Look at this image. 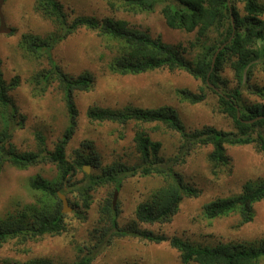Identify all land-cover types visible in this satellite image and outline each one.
<instances>
[{
  "label": "rangeland",
  "instance_id": "374dc122",
  "mask_svg": "<svg viewBox=\"0 0 264 264\" xmlns=\"http://www.w3.org/2000/svg\"><path fill=\"white\" fill-rule=\"evenodd\" d=\"M59 1L69 22L79 16L97 20L108 17L125 19L130 26L147 32L152 38L185 47L187 53L184 56L189 60H194L201 50V44L206 43L203 37L190 50V43L198 38L197 30L186 32L170 28L161 13V5L151 12L130 13L113 10L109 0ZM258 1L264 4V0ZM237 4L244 14V3ZM36 7L37 0H4L2 6L6 23L12 31L0 34V66L7 82L19 79V85L11 91V95L25 120L23 126L14 131L12 141L21 151L37 150L39 134L44 137L47 149L53 150L70 122L58 81L52 82L45 94H33V75L48 67L49 62L45 56L37 59L26 52L22 44L23 35L45 38L54 30L51 20ZM210 36L211 40H207V43L213 41L217 34L212 32ZM115 46L112 39L82 27L52 49L54 60L68 75L77 77L87 73L93 77L92 89L73 92L77 114L74 132L66 146L69 161L80 155L90 158L91 164L85 165H89V173L95 175L114 163L135 166L142 161L134 140L135 131L141 129L153 141L161 142L159 155L166 160L174 156L181 146L179 133L163 123L95 121L88 116L91 108L122 110L127 107H166L175 110L185 128L191 132L206 126L225 131L237 130L232 118L220 111L218 95L201 79L184 70L160 68L136 75L111 72L109 63L117 54ZM230 62L227 61L220 72L221 84L218 89L231 92L240 87L241 107L256 103L264 105V60L252 66L250 78L242 84ZM201 87L207 96L200 103L183 101L177 94L178 89L201 93ZM226 147L229 158L227 165L215 168L209 160L212 146L197 145L186 156L185 162L175 167L184 182L199 189L200 194L184 197L177 212L164 223H144L138 221L135 215L137 205L164 184L163 178L140 172L126 177L119 188L114 207L118 226L150 230L170 238L176 236L202 246L232 242L259 244L264 240V199L253 205L254 219L243 225H240L238 212L214 219L203 214L204 204L242 193L247 181L264 180V152L257 142ZM85 173L82 165L75 170L67 184H74L70 187L81 184ZM34 177L56 180L57 167L50 162L25 169L10 164L4 167L0 174V218H5L9 212L16 217L15 213L23 205L35 202L36 191L31 187ZM115 190L114 183L95 187L90 192V206L87 209L77 193L67 194L72 211L64 213L65 229L59 234H46L37 240H28L25 244L16 239L7 241L0 246V264H23L32 258H46L54 264L73 263L103 238L105 244L99 248L92 264H184L180 252L169 242L155 243L138 237L112 235L110 221L105 218L102 207L106 202L113 204ZM36 220L32 216L27 223L37 225Z\"/></svg>",
  "mask_w": 264,
  "mask_h": 264
},
{
  "label": "trees",
  "instance_id": "16d2710c",
  "mask_svg": "<svg viewBox=\"0 0 264 264\" xmlns=\"http://www.w3.org/2000/svg\"><path fill=\"white\" fill-rule=\"evenodd\" d=\"M238 2L244 3V14ZM113 10L139 13L151 12L161 5V13L166 24L172 29L192 32L197 30L198 38L190 43L193 50L204 37L206 43L194 60L184 55L187 49L181 45H171L160 38H152L147 32L129 25L125 19L95 18L79 16L68 21L63 5L59 0H37V9L51 20L54 30L47 37L23 35V47L34 58L48 59L49 66L33 75V94L43 95L52 82L58 81L63 90V98L70 115V122L64 135L53 150L46 147L44 137L38 135V148L35 151H21L13 143L14 131L22 127L25 117L15 104L11 91L19 85V79L7 82L0 66V174L7 164L25 169L42 163H53L58 170L56 180L34 177L31 187L36 191L35 202L25 204L16 218L13 212L0 218V246L9 240L16 239L20 243L37 240L46 234H59L66 225L62 212V201L58 191L70 194L77 193L83 199L84 208L90 206V192L98 186L114 183L119 189L123 180L138 172L143 175H158L164 184L141 201L135 210L138 221L144 223H164L177 212L184 197L200 194V190L184 182L175 167L184 163L186 156L197 145H211L209 160L215 168L229 163L226 154L228 145H246L257 142L264 152V105L256 103L241 107V88L231 92L217 90L221 84L220 72L227 61H231L235 75L240 84L250 78L251 68L259 60H264V4L258 0H109ZM97 31L101 36L112 39L117 54L109 63L113 73L136 75L160 68L184 70L193 77L201 79L206 86L219 97V109L227 114L235 123L236 131H225L206 126L203 129L188 131L177 112L171 108H130L113 110L110 108H91L88 116L95 121H112L120 124L163 123L171 130L179 133L182 142L178 152L167 160L160 157V141H153L144 129L136 130L134 140L140 153L141 162L128 167L120 163L111 164L101 174L85 173L81 184L74 187L67 184L77 168L91 164V159L80 155L69 161L66 146L71 138L77 114L73 92L88 91L93 87L91 74L77 77L68 75L57 64L52 56V49L79 28ZM212 32L217 37L211 40ZM214 66L213 57L218 48ZM212 84V85H211ZM220 88V87H219ZM201 93L188 89H178L177 94L183 101L196 104L204 101L207 94L204 88ZM262 92V91H261ZM239 112V115H238ZM264 199V180L247 181L242 193L228 198H218L203 205V214L209 219L226 216L238 212L240 225L251 222L255 212L253 205ZM39 200V201H37ZM105 218L109 219L112 235L120 237H138L149 242H169L180 252L182 263L188 264H264V240L256 243H220L216 246H202L180 237H167L155 234L150 230L136 227L120 228L117 223V211L110 202L102 207ZM112 214V215H111ZM37 218L38 223L28 224V218ZM36 220V221H37ZM104 234H107L104 231ZM104 238L89 247L77 261L69 264H92L99 248L105 244ZM83 247L80 248L82 251ZM23 264H54L46 258H32Z\"/></svg>",
  "mask_w": 264,
  "mask_h": 264
},
{
  "label": "water",
  "instance_id": "95a60500",
  "mask_svg": "<svg viewBox=\"0 0 264 264\" xmlns=\"http://www.w3.org/2000/svg\"><path fill=\"white\" fill-rule=\"evenodd\" d=\"M3 2H4V0H0V34H2V33H10L12 31V28L7 25L6 20H5V16H4V13H3V10H2ZM223 47H224V45H222L220 48L217 49V51H216V53H215V55L213 57L212 67L214 66V63H215L216 57L218 55V52ZM216 89L218 90V88H216ZM238 115H239V112H238ZM84 170L86 171V173H89L90 166L89 165H84ZM118 193H119V189H116L114 191V195H113V204H112L113 207H115V205H116L117 198H118ZM58 196H59V198L62 201V212L66 213V212L72 211V206L70 205V200H69L68 196L65 193L61 192V191H58Z\"/></svg>",
  "mask_w": 264,
  "mask_h": 264
}]
</instances>
